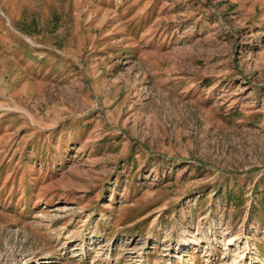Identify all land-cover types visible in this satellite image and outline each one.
Masks as SVG:
<instances>
[{"label": "rangeland", "instance_id": "374dc122", "mask_svg": "<svg viewBox=\"0 0 264 264\" xmlns=\"http://www.w3.org/2000/svg\"><path fill=\"white\" fill-rule=\"evenodd\" d=\"M0 264H264V0H0Z\"/></svg>", "mask_w": 264, "mask_h": 264}]
</instances>
